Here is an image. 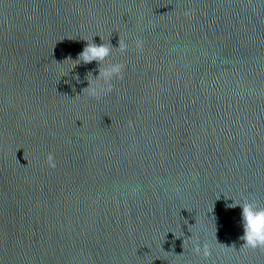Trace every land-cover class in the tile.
<instances>
[{
  "label": "water",
  "instance_id": "95a60500",
  "mask_svg": "<svg viewBox=\"0 0 264 264\" xmlns=\"http://www.w3.org/2000/svg\"><path fill=\"white\" fill-rule=\"evenodd\" d=\"M232 200L264 206V0H0V264H264Z\"/></svg>",
  "mask_w": 264,
  "mask_h": 264
},
{
  "label": "clouds",
  "instance_id": "9594fccd",
  "mask_svg": "<svg viewBox=\"0 0 264 264\" xmlns=\"http://www.w3.org/2000/svg\"><path fill=\"white\" fill-rule=\"evenodd\" d=\"M140 46L141 42L137 41V47L139 48ZM113 49L110 44L102 43L97 45L91 42L87 44L76 60L73 61L70 58L73 61V67L81 62L87 64L93 61L100 65L99 74L95 78H93L91 73L88 74L90 76V78H87L88 86L83 89V93L86 92L91 97L100 98L102 95L112 91L113 84L111 81L114 77L117 79L122 78L124 68L122 63H105L107 58L113 54ZM118 49L121 53H124L127 51V45L119 43ZM47 163L49 167H56L52 154H49ZM236 207L241 209L239 223L242 227L243 235L239 239L244 242L242 247L264 248V206L255 201H233L231 204L226 205V208ZM199 250V248L196 249L197 252ZM208 254L207 248H205L204 255L207 256Z\"/></svg>",
  "mask_w": 264,
  "mask_h": 264
}]
</instances>
